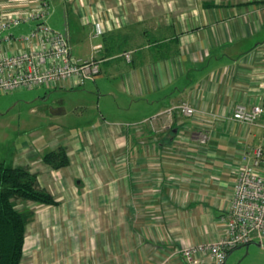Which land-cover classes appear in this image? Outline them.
Segmentation results:
<instances>
[{"label": "crops", "instance_id": "1", "mask_svg": "<svg viewBox=\"0 0 264 264\" xmlns=\"http://www.w3.org/2000/svg\"><path fill=\"white\" fill-rule=\"evenodd\" d=\"M47 2L48 24L52 11L64 10L73 55L71 33L85 59L101 61L100 76L88 83L99 92V110L112 98L96 119L71 130H34L32 144L11 154L10 165L28 166L57 199L56 206L37 204L34 218L41 222L46 209L58 216L46 227L56 251L48 262L161 264L175 250L221 238L239 154L264 142V116L252 126L233 120L238 105L250 110L264 99V0ZM39 6L40 0H0V24ZM97 23L104 33L94 37ZM28 24L36 22L0 30V57L25 48L20 38L27 34H20ZM103 85L108 94L101 96ZM181 103L197 113H166ZM51 107L65 110L57 116L69 112ZM119 115L132 126L109 119ZM200 133L208 134L206 145ZM46 134L41 144L49 152L67 148L68 167L42 161L47 149L38 137Z\"/></svg>", "mask_w": 264, "mask_h": 264}, {"label": "built area", "instance_id": "2", "mask_svg": "<svg viewBox=\"0 0 264 264\" xmlns=\"http://www.w3.org/2000/svg\"><path fill=\"white\" fill-rule=\"evenodd\" d=\"M48 15L47 0H40V6L24 17L8 18L1 22L0 30L19 26L28 20L36 22V25L29 34L20 38L25 45L24 49L0 57V95L66 85L78 89L95 82L100 76L101 61L94 57H75L69 35L48 25ZM103 33L102 26L95 24L94 37ZM123 57L130 62L131 53H125ZM174 111L188 117L197 113L188 103H181L166 113L172 114ZM262 116L264 99L250 110L238 105L233 120L252 126ZM149 121L145 120L141 124ZM197 136L201 145L207 144L208 134L200 133ZM239 163L232 202L227 213L220 219L223 236L216 241L175 250L161 264H169L176 259H181L184 264H227L230 254L235 250L253 243L264 245V142L254 148L244 149L239 154Z\"/></svg>", "mask_w": 264, "mask_h": 264}, {"label": "rangeland", "instance_id": "3", "mask_svg": "<svg viewBox=\"0 0 264 264\" xmlns=\"http://www.w3.org/2000/svg\"><path fill=\"white\" fill-rule=\"evenodd\" d=\"M52 13L50 25L53 29L65 31V14L64 10ZM35 25H23L24 31L20 35L29 34ZM72 27V26H71ZM72 31V29H71ZM73 52L75 56L83 59L85 48H82L80 41L71 33ZM77 57V58H78ZM92 85L88 84L84 89L70 90L60 88H34L19 90L15 93L0 95V162L11 164V154L24 142L30 141L31 137L28 133L34 130H71L75 125L80 126L84 122L88 123L91 119H96L102 109L111 107V97L104 99L103 108L100 109L99 92L93 90ZM92 90V91H91ZM94 93V95L92 94ZM106 85H103L102 95H107ZM41 97V99H40ZM108 102V103H106ZM65 106L69 108L68 114L64 116H55L52 114L51 106ZM42 107H44L42 109ZM48 107V108H47ZM79 107V108H76ZM83 108V109H82ZM82 109V110H81ZM117 115V114H116ZM112 120L119 119L120 127L128 126V117L126 115L114 116L109 118ZM49 134L38 137L41 149H47L49 145L44 146L41 141H45ZM59 140H67L63 135ZM145 142V138L141 139ZM35 144V143H33ZM64 144V143H63ZM45 153V154H46ZM127 174L128 172H123ZM18 210L39 211L42 207L35 203H18ZM43 211H41L42 213ZM48 216H47V215ZM42 216L41 222L34 221L28 227V249L24 257L23 264H52L50 261L55 257L56 251L53 247L51 235L46 230L49 221L52 223L58 220V216L54 209H46ZM50 223V224H51ZM43 225V226H42ZM52 225V224H51ZM34 244H38L37 250H34ZM166 259V258H164ZM35 260V261H34ZM48 260H50L48 262ZM34 261V262H33ZM227 264H264V247L258 246V243L251 244L248 249L246 247L235 250L228 258Z\"/></svg>", "mask_w": 264, "mask_h": 264}, {"label": "trees", "instance_id": "4", "mask_svg": "<svg viewBox=\"0 0 264 264\" xmlns=\"http://www.w3.org/2000/svg\"><path fill=\"white\" fill-rule=\"evenodd\" d=\"M42 161L55 170L70 165L67 148L63 146L44 154ZM28 202L58 205L57 199L41 187L37 174L28 166L14 167L0 162V264H21L23 260L27 226L34 221L35 212L20 211L17 206Z\"/></svg>", "mask_w": 264, "mask_h": 264}, {"label": "water", "instance_id": "5", "mask_svg": "<svg viewBox=\"0 0 264 264\" xmlns=\"http://www.w3.org/2000/svg\"><path fill=\"white\" fill-rule=\"evenodd\" d=\"M51 111H52V114L53 115H60L61 113H65V110L63 109V108H51ZM253 244H255V243H253ZM251 245V244H250ZM250 245H248V246H245L247 249H248V247L250 246ZM258 246H260V247H264V245L263 244H261V243H258Z\"/></svg>", "mask_w": 264, "mask_h": 264}]
</instances>
